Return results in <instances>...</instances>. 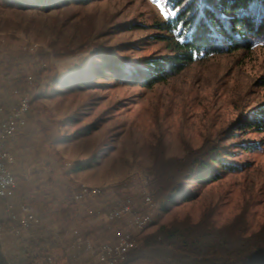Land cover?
Wrapping results in <instances>:
<instances>
[{"label": "rangeland", "instance_id": "rangeland-1", "mask_svg": "<svg viewBox=\"0 0 264 264\" xmlns=\"http://www.w3.org/2000/svg\"><path fill=\"white\" fill-rule=\"evenodd\" d=\"M169 16L163 0H90L47 9L34 0H0V106H15L28 90L40 95L30 103L25 126L4 143L17 182L9 202L15 212L40 220L29 231L0 227L9 263L18 260L6 256V238L28 233L30 240L38 233L58 264H89L85 253L69 248L73 233L103 244L114 240L116 229L131 231L127 220L109 223L102 217L126 200L153 223V156L181 159L205 145H227L228 160L239 172L190 183L189 201L143 231H132L135 248L159 226L197 222L207 210L219 227L242 218L252 233L264 223V132L244 128L247 115L264 105L263 48L198 59L150 88L101 78L83 90H52L55 81L83 69L92 53L107 51L131 62L170 55L159 40L164 33L155 30ZM53 44L61 48L57 53L50 50ZM43 64L49 70L37 79ZM87 125L96 129L74 135ZM247 144L255 148L240 151ZM81 186L98 194L76 202L73 194ZM125 264L156 263L141 257Z\"/></svg>", "mask_w": 264, "mask_h": 264}, {"label": "trees", "instance_id": "trees-1", "mask_svg": "<svg viewBox=\"0 0 264 264\" xmlns=\"http://www.w3.org/2000/svg\"><path fill=\"white\" fill-rule=\"evenodd\" d=\"M1 1L5 5L27 4V0ZM34 1L47 9L61 4H88L90 0ZM163 5L170 16L165 21H157L155 30L164 33L159 40L166 43L170 55L131 62L107 51L92 53L83 69H76L70 77L55 81L53 92L95 87L94 80L101 78L150 88L180 74L198 59L256 47L264 49V0H163ZM59 48V44L50 45L54 53ZM48 70L43 64L37 79ZM54 79L50 77L49 80ZM57 87L63 89L60 91ZM25 93L29 106L40 96L31 95L29 90ZM246 119L245 129L264 132V105L249 113ZM94 129V125H87L77 129L74 135L85 136ZM254 148L247 144L240 151ZM230 155L225 144L189 150L181 159L165 158L161 153L154 155L150 191L157 209L150 224H156L160 215L171 212L179 202L190 200V183L216 182L224 174L239 172V166L228 160ZM7 226L8 221L2 218L0 227ZM36 234L24 242V257L15 263L6 260L0 245V264H41L47 257L58 264L45 245L47 239ZM140 243L128 253L125 263L143 257L156 264H264V223L252 233H248L242 218L219 227L208 210L197 222L183 220L161 225Z\"/></svg>", "mask_w": 264, "mask_h": 264}, {"label": "built area", "instance_id": "built-area-1", "mask_svg": "<svg viewBox=\"0 0 264 264\" xmlns=\"http://www.w3.org/2000/svg\"><path fill=\"white\" fill-rule=\"evenodd\" d=\"M28 109L29 101L26 97L20 99L15 106L9 109L0 106V204L3 218L8 221L9 230L14 233L16 227L29 231L40 225V220L37 217L32 214L15 212L12 203L9 202L14 196L17 182L9 167V158L3 150L4 143L25 126ZM97 194V190L81 186L73 194V200L80 202ZM102 217L109 223L127 220L131 231L116 229L113 231L114 240L111 243L103 244H93L73 233L70 248L85 253L89 264H121L126 255L136 247L132 231H143L150 224V217L148 214L142 215L132 209V203L129 200L118 203ZM41 264H55V262L52 258L47 257Z\"/></svg>", "mask_w": 264, "mask_h": 264}, {"label": "crops", "instance_id": "crops-1", "mask_svg": "<svg viewBox=\"0 0 264 264\" xmlns=\"http://www.w3.org/2000/svg\"><path fill=\"white\" fill-rule=\"evenodd\" d=\"M2 218H3V215H2V207H1V204H0V220ZM24 232H22V233H24ZM6 235H8V234H6ZM31 237H32V235H28V233H26L23 238L21 237L19 239H11V240L8 239V238H6V245H5L6 256L7 257H10L12 259L16 258L15 260H21L24 257V254H23V245H24V242H26L28 240V238H31ZM15 246L18 247V248H16V251L17 252L16 251L14 252ZM15 253H16V256H14Z\"/></svg>", "mask_w": 264, "mask_h": 264}, {"label": "snow or ice", "instance_id": "snow-or-ice-1", "mask_svg": "<svg viewBox=\"0 0 264 264\" xmlns=\"http://www.w3.org/2000/svg\"><path fill=\"white\" fill-rule=\"evenodd\" d=\"M157 7H159V5H157ZM161 12H163V9H161Z\"/></svg>", "mask_w": 264, "mask_h": 264}]
</instances>
